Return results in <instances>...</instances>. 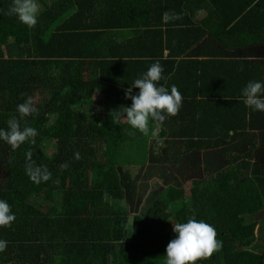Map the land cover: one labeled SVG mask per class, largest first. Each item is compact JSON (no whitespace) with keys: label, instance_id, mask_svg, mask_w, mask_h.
Returning a JSON list of instances; mask_svg holds the SVG:
<instances>
[{"label":"trees","instance_id":"trees-1","mask_svg":"<svg viewBox=\"0 0 264 264\" xmlns=\"http://www.w3.org/2000/svg\"><path fill=\"white\" fill-rule=\"evenodd\" d=\"M84 1L90 6H82ZM113 1L37 0L38 22L29 29L7 14L13 0H0V129L7 130L11 117L19 119L17 106L32 97L37 111L19 122L21 129L38 132L35 144L29 141L16 150L0 140V200L16 216L10 228H0V240L7 241L0 264H166L167 245L176 238L168 223L193 217L212 225L222 242L220 250L196 264H264V177L247 176L251 161L236 155L242 146L233 145L237 137L229 134L233 120L215 129L185 128L179 133L185 138V155L199 150V175L194 177L199 192L189 196L187 177H182L191 170L174 175L162 163L159 143L160 156L151 154V136L164 141L169 132L160 129L152 135L156 122L150 121L145 136L127 121H117V110L109 107L118 84L128 90L132 83L127 81L156 61L167 78L160 81L162 86L180 75L184 81L206 80L204 72L199 74L205 61L180 71L173 64L180 46L173 40L189 18L161 19L165 39L163 30L151 31L147 21L140 26L127 21L123 0ZM102 3L103 13L97 16ZM160 5L163 12L181 9L168 8L173 2ZM178 5L193 16L199 8V54L211 56L212 62L225 65L230 50L253 44L263 45L264 56V0H180ZM132 26L139 29L127 30L126 39L119 40L118 33ZM255 65L261 69L259 61ZM227 76L226 70L212 82L226 83ZM202 87L203 101L197 98L190 108L198 103L200 109L211 108L212 95L203 94ZM96 90L103 93V112L85 111ZM38 92L43 97L36 103ZM144 139L148 159L124 160L130 151H139ZM217 149L216 158L212 151ZM28 150L36 166L50 171L47 182L37 184L26 174ZM132 165L138 167L137 174Z\"/></svg>","mask_w":264,"mask_h":264},{"label":"crops","instance_id":"crops-1","mask_svg":"<svg viewBox=\"0 0 264 264\" xmlns=\"http://www.w3.org/2000/svg\"><path fill=\"white\" fill-rule=\"evenodd\" d=\"M46 2V0H43ZM52 2L55 0H51ZM122 1V0H121ZM180 0H123L122 1V10L127 21L137 22V26L141 25V22L149 23L147 27L151 31H156L158 28L163 30V38H167L165 33L166 26L159 25V21L163 17V13L160 9L162 6L160 4H170L173 2L174 6L181 8L179 11L175 12L181 15V17L189 18L185 25H182L179 28H182L180 35L174 39L180 46L175 50L177 53V58L174 59L175 71H180L183 66L190 65L191 63H199V60L205 61L202 64L203 70L199 69V74L204 72L206 80L203 83L197 82L194 80L184 81L183 76L176 77L173 81H166L165 87L168 88L169 92L171 87L175 85L183 97V104L180 109V112L177 116L167 117L164 122H156L155 128L158 129L156 132H160V129H165L170 137H164V141H157L160 146L163 147L162 153H165V156H162V163L170 165L173 170L178 171V175L183 174L185 170H197L199 162V150L191 152L190 154L185 155L183 153L182 147L185 144V138L179 136L181 130L185 128H192L196 132H199V127H210L215 129L217 127H222V124H229L232 120L231 130L229 134L237 137L233 142V145L241 143V148L236 153L240 155L242 159L251 161V171L247 174L248 177H264V112L254 110L253 108L247 107L243 103L242 90L247 86L249 82H260L264 84V56L261 53L263 45L253 44L247 47H239L229 51V56L226 57L228 60L227 64H217L212 62V57H208L204 54H199V48L202 45V40L199 42V8L193 10L195 15H192V12L187 11L184 8V5H178ZM186 0H184L185 2ZM51 2V3H52ZM117 0L112 2V5H115ZM89 1H84L82 6H90ZM156 5H159V10H157ZM102 5H100L97 10V16L102 11ZM78 10V9H77ZM76 9L71 10L73 13L77 11ZM95 10V9H93ZM73 15V14H72ZM67 16H70L67 14ZM164 22V21H163ZM132 28L138 27H126L118 33L119 40L126 39L128 32ZM168 39V38H167ZM214 43H216L214 41ZM93 48L94 45H92ZM213 47H218L217 45ZM212 47V48H213ZM169 50H165L164 54L167 55ZM259 61L261 69L257 68L255 63ZM231 63V64H230ZM230 64V65H229ZM228 72L226 83H213L212 78L221 77ZM144 72V71H143ZM143 74L139 76H132L131 79L127 82L134 83L137 78H140ZM203 86V94L210 93L212 95V106L211 108L200 109L199 103L196 104L195 108H190L189 104L197 103V98L203 101V96H200L199 89ZM133 95L139 94V89H133ZM195 92L196 96L191 97L187 96L189 92ZM127 87L117 85L116 95L111 99L113 101L110 104V108H113L117 111L123 107H131L132 101L126 98ZM202 94V95H203ZM96 99L97 104L88 103L85 105L87 108L85 111L95 112L96 110L100 113L103 112L104 107V97L101 90H96L93 94L91 100ZM264 99V95L261 96ZM110 100V101H111ZM217 100V101H216ZM91 102V101H90ZM93 102V101H92ZM92 105L95 108H91ZM223 114L226 115V118L223 117ZM182 116H185L183 119ZM181 119L178 122V119ZM200 118V119H199ZM121 122H126V120L121 119ZM151 136V143L153 141ZM198 138V137H196ZM204 151H202V158L204 156ZM212 154L217 158V154H220L219 149L213 150ZM251 155V156H249ZM172 158L179 162L172 163ZM188 160H194V166H185L182 163L187 162ZM203 170V169H202ZM174 175H172L173 177Z\"/></svg>","mask_w":264,"mask_h":264},{"label":"clouds","instance_id":"clouds-1","mask_svg":"<svg viewBox=\"0 0 264 264\" xmlns=\"http://www.w3.org/2000/svg\"><path fill=\"white\" fill-rule=\"evenodd\" d=\"M40 5L37 0H13L8 10V15H15L19 22L29 29L34 28L38 22ZM181 15L166 11L163 13V21L168 23L181 19ZM163 67L159 61L150 65L146 73L137 78L126 92V98L132 101L131 107H121L114 111L117 121L124 119L132 129L138 130L145 136L149 134L150 121L164 122L167 117L177 116L183 104V97L177 87L173 85L171 91L160 85L161 80L167 78L163 75ZM133 89H139L138 95H133ZM264 84L249 82L242 90L243 103L254 110L264 112ZM32 97L17 106L19 119L15 116L7 121V130L0 129V140L11 146L13 150L19 149L27 142L36 143L37 130L34 127L25 126L21 129L20 119L35 113ZM112 113V114H113ZM152 131V135L156 134ZM134 134V133H132ZM33 153L28 150L25 153V172L35 182H47L51 179V173L46 166H36L32 159ZM79 159V155L76 156ZM67 167V165H62ZM16 220L11 206L5 200H0V228L11 227ZM176 238L171 240L166 248V264H196L198 260L207 259L222 248V242L217 239L215 228L197 219L190 218L186 223L173 224ZM7 249V241L0 240V253Z\"/></svg>","mask_w":264,"mask_h":264},{"label":"rangeland","instance_id":"rangeland-1","mask_svg":"<svg viewBox=\"0 0 264 264\" xmlns=\"http://www.w3.org/2000/svg\"><path fill=\"white\" fill-rule=\"evenodd\" d=\"M52 1L51 0H46V3H51ZM130 22V21H129ZM129 25H131V23L129 24ZM43 96H42V94L41 93H36L35 94V101H36V103L42 98ZM93 101V102H92ZM91 103H93V104H97V101H96V99L94 98L93 100H91ZM87 108V106L86 107H84V109H86ZM92 109L93 108H95V106L94 105H92V107H91ZM97 111V110H96ZM97 112H99V111H97ZM157 135H158V133H157ZM144 142H145V139L144 140H140V149H139V151H130V156H125L124 157V160H126V159H130V160H132V161H135L136 163H141V162H144V161H146L147 159H148V156H146L145 154H144V152H143V146H144ZM149 142H151V140L149 139ZM152 144H153V146H154V149H153V151L151 152V154L152 153H154L155 155H159L160 156V154H159V152L157 153V151H158V142L156 141V140H153V142H152ZM50 148H49V152H51L52 151V146H49ZM161 156H165V153H162L161 154ZM173 160H172V163H177V164H179V162H177L176 160H174V158H172ZM132 167V171H133V173L134 174H137V172H138V167L137 166H134V165H132L131 166ZM196 172H197V174H196ZM178 173V171L177 170H175V171H173V174L174 175H176V176H180V175H178L177 174ZM194 174H196V175H194ZM199 175V171H196V170H191L190 171V173L188 174V175H184L182 178L184 179V177H187V179L184 181V188H185V191H186V194L187 195H189L190 196V194H194V193H198L199 192V184L197 183V179L196 178H194V177H197ZM157 178V177H156ZM193 178V179H192ZM160 180V179H159ZM199 180V179H198ZM161 181V183L163 182L162 180H160ZM192 190V191H191ZM175 222H174V220H171L170 221V223H168L169 224V226H168V229H173V224H174ZM234 244V243H233ZM234 248H236V249H240V246H238L237 244H234V245H232Z\"/></svg>","mask_w":264,"mask_h":264}]
</instances>
